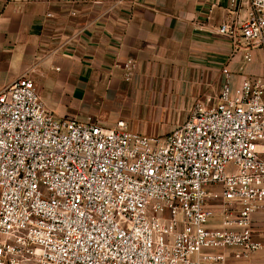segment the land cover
Here are the masks:
<instances>
[{
    "label": "built area",
    "instance_id": "2783aa9c",
    "mask_svg": "<svg viewBox=\"0 0 264 264\" xmlns=\"http://www.w3.org/2000/svg\"><path fill=\"white\" fill-rule=\"evenodd\" d=\"M239 1L246 16L219 33L250 63L264 0ZM223 72L219 102L163 135L60 117L27 73L0 90V264H228L264 250V77Z\"/></svg>",
    "mask_w": 264,
    "mask_h": 264
},
{
    "label": "crops",
    "instance_id": "0c3cea01",
    "mask_svg": "<svg viewBox=\"0 0 264 264\" xmlns=\"http://www.w3.org/2000/svg\"><path fill=\"white\" fill-rule=\"evenodd\" d=\"M247 12L241 1L233 11L230 0H0V90L27 73L60 117L107 126L124 119L163 135L186 117L159 133L145 106L190 113L198 101L216 104L224 68L235 83L264 77L263 49L245 63L244 45L235 49L219 33ZM130 59L135 68L126 80ZM211 206L210 224L219 227L220 205ZM263 231L264 208L254 215V238L264 243ZM228 264H264V250L244 259L231 250Z\"/></svg>",
    "mask_w": 264,
    "mask_h": 264
},
{
    "label": "rangeland",
    "instance_id": "374dc122",
    "mask_svg": "<svg viewBox=\"0 0 264 264\" xmlns=\"http://www.w3.org/2000/svg\"><path fill=\"white\" fill-rule=\"evenodd\" d=\"M189 109H190V107H189ZM189 109L187 107L186 110L182 109L180 112L172 113V111H170V112H166L167 110L163 111L164 109L162 107H153L151 105L150 107L145 106L143 108V115L150 122L158 125V127L160 129L159 133H161L162 131L163 132L166 131V130L165 131L161 130L162 129L161 126L162 127H171V125L176 123L175 121L179 120L180 118H181V120H183L188 115ZM145 132L151 133L152 131H145ZM166 132H168V131H166ZM220 209H221V207H220ZM263 233H264V231H263Z\"/></svg>",
    "mask_w": 264,
    "mask_h": 264
}]
</instances>
